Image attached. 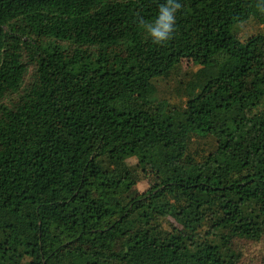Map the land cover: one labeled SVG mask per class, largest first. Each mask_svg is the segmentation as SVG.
I'll return each mask as SVG.
<instances>
[{"label":"trees","instance_id":"trees-1","mask_svg":"<svg viewBox=\"0 0 264 264\" xmlns=\"http://www.w3.org/2000/svg\"><path fill=\"white\" fill-rule=\"evenodd\" d=\"M177 2L0 0V264H264V0Z\"/></svg>","mask_w":264,"mask_h":264},{"label":"clouds","instance_id":"clouds-1","mask_svg":"<svg viewBox=\"0 0 264 264\" xmlns=\"http://www.w3.org/2000/svg\"><path fill=\"white\" fill-rule=\"evenodd\" d=\"M182 9V4L177 0H166L159 6V13L154 23L145 25L153 43L163 45L171 40L176 31V15Z\"/></svg>","mask_w":264,"mask_h":264},{"label":"rangeland","instance_id":"rangeland-1","mask_svg":"<svg viewBox=\"0 0 264 264\" xmlns=\"http://www.w3.org/2000/svg\"><path fill=\"white\" fill-rule=\"evenodd\" d=\"M222 63H223V64H226V67H231V66L234 65V60L231 59V58L226 57V58H223V59H222ZM182 65H183V68H184V69L192 68V65L190 64V62H188V61H186V60H183Z\"/></svg>","mask_w":264,"mask_h":264}]
</instances>
